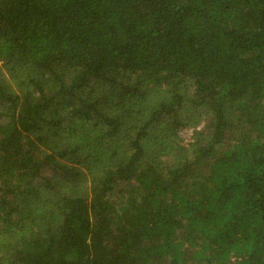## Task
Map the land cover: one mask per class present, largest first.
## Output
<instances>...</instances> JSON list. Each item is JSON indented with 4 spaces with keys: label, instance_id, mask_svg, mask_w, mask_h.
<instances>
[{
    "label": "trees",
    "instance_id": "trees-1",
    "mask_svg": "<svg viewBox=\"0 0 264 264\" xmlns=\"http://www.w3.org/2000/svg\"><path fill=\"white\" fill-rule=\"evenodd\" d=\"M0 264H264V0H0Z\"/></svg>",
    "mask_w": 264,
    "mask_h": 264
},
{
    "label": "rangeland",
    "instance_id": "rangeland-1",
    "mask_svg": "<svg viewBox=\"0 0 264 264\" xmlns=\"http://www.w3.org/2000/svg\"><path fill=\"white\" fill-rule=\"evenodd\" d=\"M187 135H188L187 132H185V133L182 134V136H183L184 138H186Z\"/></svg>",
    "mask_w": 264,
    "mask_h": 264
}]
</instances>
